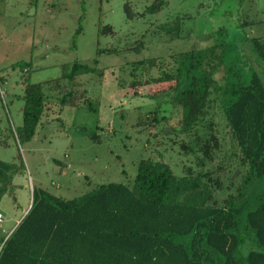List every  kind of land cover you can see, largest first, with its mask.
Returning <instances> with one entry per match:
<instances>
[{
    "label": "trees",
    "instance_id": "1",
    "mask_svg": "<svg viewBox=\"0 0 264 264\" xmlns=\"http://www.w3.org/2000/svg\"><path fill=\"white\" fill-rule=\"evenodd\" d=\"M167 2L153 0L145 13L158 14ZM124 10L127 18L135 16L128 3ZM179 19L167 29L177 37ZM107 33H114L110 26L99 31ZM215 36L213 44L170 55L166 64L156 58L131 64L132 89L166 86L150 94L157 105L138 124L168 120L165 104L179 113L168 141L189 157L181 175L158 153L139 161L132 187L100 185L73 201L33 188L31 207L4 242L0 264H264V83L256 72L242 81L232 55L238 45L224 29ZM136 43L135 50L144 46ZM250 44L264 61V42ZM93 65L74 62L63 74L72 89L60 99L62 107L76 104L79 77L103 76L97 59ZM22 100V125L8 128L19 145L34 138L44 113L42 84L26 79ZM86 107L95 110L89 100ZM220 154L218 165L207 168ZM22 174L19 152L13 162L0 160V201L8 195L16 203L13 179Z\"/></svg>",
    "mask_w": 264,
    "mask_h": 264
},
{
    "label": "rangeland",
    "instance_id": "2",
    "mask_svg": "<svg viewBox=\"0 0 264 264\" xmlns=\"http://www.w3.org/2000/svg\"><path fill=\"white\" fill-rule=\"evenodd\" d=\"M152 1L0 0L4 94V100L0 96V160L13 162L19 152L24 165V174L13 179L16 203L8 195L0 201V236L10 233L22 219L33 188L73 201L100 185L132 187L139 161L158 158V153L181 175L189 157L168 141L173 138L168 127L177 124L179 113L165 104L163 114L168 120L156 127L138 124V117L157 105L150 94L166 86L132 89L133 62L156 58L166 64L170 55L213 44L215 32L224 29L238 45L237 54L232 55L242 81L256 72L264 83V61L250 44L251 39L264 42V0H168L158 14L145 13ZM126 3L135 14L131 19L124 10ZM176 17L181 18L178 37L167 31ZM105 26L111 27L113 35L99 34ZM140 40L144 46L133 49ZM98 49L115 53L97 55ZM95 59L103 76L79 77L75 101L71 99L76 104L62 107L60 99L72 89V83L62 82L63 74L74 62L94 66ZM158 73L151 71L153 77ZM221 76L218 73L217 79ZM26 79L42 84L46 105L34 138L19 145L8 128L22 125ZM88 100L94 111L86 107ZM93 135L97 142L90 138ZM221 156L207 168L217 166ZM225 194L218 193L216 198L222 200Z\"/></svg>",
    "mask_w": 264,
    "mask_h": 264
},
{
    "label": "built area",
    "instance_id": "3",
    "mask_svg": "<svg viewBox=\"0 0 264 264\" xmlns=\"http://www.w3.org/2000/svg\"><path fill=\"white\" fill-rule=\"evenodd\" d=\"M0 96H1V98H3L4 99V94H3V91H2V88H1V80H0ZM2 220H3V216H2V214L0 213V224H2ZM13 231V230H12ZM11 231V232H12ZM10 232V233H11ZM10 233H8L6 236H5V238H4V241H0V253H1V250H2V246H3V244H4V242L6 241V239L8 238V236L10 235Z\"/></svg>",
    "mask_w": 264,
    "mask_h": 264
},
{
    "label": "water",
    "instance_id": "4",
    "mask_svg": "<svg viewBox=\"0 0 264 264\" xmlns=\"http://www.w3.org/2000/svg\"><path fill=\"white\" fill-rule=\"evenodd\" d=\"M30 207H31V202H30L29 208H28V210L25 212L24 216L27 214V212L29 211ZM24 216H23V217H24ZM23 217H22V218H23ZM19 222H20V221H19ZM19 222H18V223H19Z\"/></svg>",
    "mask_w": 264,
    "mask_h": 264
},
{
    "label": "crops",
    "instance_id": "5",
    "mask_svg": "<svg viewBox=\"0 0 264 264\" xmlns=\"http://www.w3.org/2000/svg\"><path fill=\"white\" fill-rule=\"evenodd\" d=\"M25 214V213H24Z\"/></svg>",
    "mask_w": 264,
    "mask_h": 264
}]
</instances>
